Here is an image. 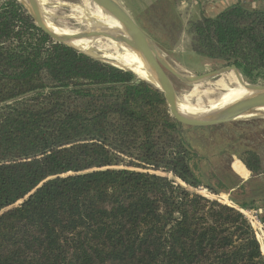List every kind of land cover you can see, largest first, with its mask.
Instances as JSON below:
<instances>
[{"label":"trees","instance_id":"16d2710c","mask_svg":"<svg viewBox=\"0 0 264 264\" xmlns=\"http://www.w3.org/2000/svg\"><path fill=\"white\" fill-rule=\"evenodd\" d=\"M202 15L189 22L191 49L264 79V8L236 2ZM185 127L162 90L55 42L22 3L4 0L0 264H264L233 204L264 201L262 156H238L256 177L251 190L231 175L214 187ZM232 185L243 198L226 203L187 188Z\"/></svg>","mask_w":264,"mask_h":264},{"label":"rangeland","instance_id":"374dc122","mask_svg":"<svg viewBox=\"0 0 264 264\" xmlns=\"http://www.w3.org/2000/svg\"><path fill=\"white\" fill-rule=\"evenodd\" d=\"M119 1L137 23L155 40L167 58L181 71L201 74L226 66L191 49L192 34L189 32V22L196 20L199 14L198 11H186L187 6L182 4L180 0ZM3 2L4 0H0V4ZM79 5H83V0H47L43 8L45 7L44 10L47 12L55 13V17H52L51 20L56 25L69 29H85L87 25H84L76 17L78 14L75 7ZM101 42L104 41L94 43L96 48L90 54L102 57V51L97 49ZM240 71L246 81L264 84L263 78L252 82L242 70ZM229 74L230 72L224 73L200 83H185L172 76L178 101L188 106L207 107L211 100L215 98L217 100L225 93V89L220 85L222 82L229 88L235 86L229 81ZM184 134L199 155V174L205 182L214 187L219 180L231 185L228 178V175H231V163L246 149L256 150L264 162V116L247 117L217 126H186ZM233 167L239 173L246 174L245 167L239 159L233 163ZM162 174L173 177L168 173L162 172ZM262 181H264V176ZM187 188L209 198L218 199L223 203L227 202H224L225 198L230 199L231 196V194L227 196V193L224 194V192L213 193L206 187L195 189L187 186ZM237 192H234L235 197L238 195Z\"/></svg>","mask_w":264,"mask_h":264},{"label":"water","instance_id":"95a60500","mask_svg":"<svg viewBox=\"0 0 264 264\" xmlns=\"http://www.w3.org/2000/svg\"><path fill=\"white\" fill-rule=\"evenodd\" d=\"M24 5L31 15L35 25L55 42L63 43L76 48L96 59L108 62L121 69L132 71L138 78L145 80L163 91L169 111L179 123L190 127L217 126L252 116H264V84L251 83L244 79L240 69L235 64L226 65L218 69L201 74H190L176 67L160 49L155 40L137 23L130 12L119 0H92L105 11L110 13L117 21V25L97 24L92 27L80 29L73 35H61L46 26L41 16L43 6L37 0H18ZM202 18L204 16L200 15ZM109 38L113 41L124 43L134 50L145 63L147 71L154 80L139 76L133 70L116 64L104 57L93 56L83 51L71 42L81 39ZM233 72L240 85L249 94L239 100L233 101L223 107L201 114H187L180 110L176 88L172 76L185 83H200L210 78Z\"/></svg>","mask_w":264,"mask_h":264},{"label":"bare ground","instance_id":"6f19581e","mask_svg":"<svg viewBox=\"0 0 264 264\" xmlns=\"http://www.w3.org/2000/svg\"><path fill=\"white\" fill-rule=\"evenodd\" d=\"M37 1H39L41 6H44L47 0H37ZM44 8L42 7V9L40 10L42 19L44 23L46 24V26L50 28L52 31L58 34H61V35H65V34L73 35L80 30L79 28L69 29V28H62L56 25L51 20L52 17H55V13L53 11L52 12L54 14L51 12H47L44 10ZM75 11L78 14L76 17H78L79 21L82 22L84 25H87V27H92L97 24L117 25L116 19L110 13L105 11L102 7H100L96 2L92 0H83V5L76 6ZM101 40H103L104 42H101L99 48L97 49L102 51V57L109 59L110 61L116 64H119L121 66H124V67H127L133 70L135 73H137L141 77L147 78L149 80H154L152 75L147 71L146 65L142 61V59L139 57V55L134 50H132L130 47L125 45L124 43L116 42V41H113L112 39L105 38V37L93 39V40L92 39L74 40L71 43L83 51L92 53L94 48H96L94 43L101 41ZM228 79L235 86L233 88H229L224 82H222L220 85L222 88L225 89V93L221 97H219L217 100L216 98L211 100L209 105L208 106L206 105L207 107L204 106V107L198 108L194 106L184 105L179 102L180 110L187 114L207 113L209 111L223 107L233 101L239 100L249 94V92L242 85H240V82L238 81L236 75L233 72H230V74L228 75ZM205 94L207 93L205 92ZM224 200L227 202H230L228 198H225Z\"/></svg>","mask_w":264,"mask_h":264},{"label":"crops","instance_id":"0c3cea01","mask_svg":"<svg viewBox=\"0 0 264 264\" xmlns=\"http://www.w3.org/2000/svg\"><path fill=\"white\" fill-rule=\"evenodd\" d=\"M180 1L182 4L187 6L186 11H198L199 16L201 14H204L207 17L215 16L220 11L224 10L226 7L236 2H241L248 7L264 8V0H210L209 3H207L204 6H202L196 0H180ZM180 46L182 47L183 45ZM238 159L239 158L236 157L231 163V167H230L231 176L234 177L236 180H238L240 183H246L248 185V189L251 190L254 187L253 183L255 182L256 177L254 178L251 171L245 166V164L240 159L239 160L243 163V166L245 167L246 174H242L236 171V169L233 167V163ZM236 191L239 190L234 185H232V188L229 190V192H224V194L227 193L226 195L229 196L230 193H234ZM237 197L239 198L240 195H237ZM240 198L243 197L241 196ZM233 204L234 206L239 207V205H237L236 203L233 202ZM253 208H257L259 210L260 217L264 220V201L263 200L257 201Z\"/></svg>","mask_w":264,"mask_h":264},{"label":"built area","instance_id":"2783aa9c","mask_svg":"<svg viewBox=\"0 0 264 264\" xmlns=\"http://www.w3.org/2000/svg\"><path fill=\"white\" fill-rule=\"evenodd\" d=\"M199 2L202 6L209 3L210 0H196ZM240 211L247 217L251 225L254 227L256 231V235L258 237V240L261 244V249L264 255V220L260 217V212L257 208H241Z\"/></svg>","mask_w":264,"mask_h":264}]
</instances>
